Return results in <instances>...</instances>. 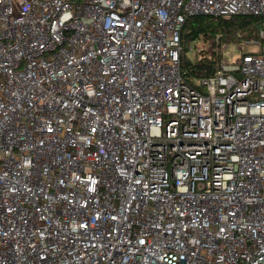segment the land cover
<instances>
[{
    "label": "built area",
    "instance_id": "1",
    "mask_svg": "<svg viewBox=\"0 0 264 264\" xmlns=\"http://www.w3.org/2000/svg\"><path fill=\"white\" fill-rule=\"evenodd\" d=\"M0 264H264V0H0Z\"/></svg>",
    "mask_w": 264,
    "mask_h": 264
},
{
    "label": "trees",
    "instance_id": "2",
    "mask_svg": "<svg viewBox=\"0 0 264 264\" xmlns=\"http://www.w3.org/2000/svg\"><path fill=\"white\" fill-rule=\"evenodd\" d=\"M261 18L255 16L211 17L195 15L186 18L181 31V51L179 69L183 79L192 84L194 78L200 74L210 75L216 67L215 55L211 51L215 46V37L223 42L234 36V42L243 35L255 37ZM202 38L208 45L207 51H195L190 56V45ZM206 55V56H205ZM209 56V58H208Z\"/></svg>",
    "mask_w": 264,
    "mask_h": 264
},
{
    "label": "rangeland",
    "instance_id": "3",
    "mask_svg": "<svg viewBox=\"0 0 264 264\" xmlns=\"http://www.w3.org/2000/svg\"><path fill=\"white\" fill-rule=\"evenodd\" d=\"M223 42L226 43L227 45H226V49L222 51V57L227 59L229 62L235 61L240 55V50L237 48L236 44L231 43V42H234V36L229 38L227 41L224 40ZM195 44H197L196 46H199V48H200L201 42L193 41L191 43L192 46ZM205 45L207 46L206 41H205ZM244 50H246L248 52H257L258 51V49L254 46H246V47H244ZM190 56H192L191 53H190Z\"/></svg>",
    "mask_w": 264,
    "mask_h": 264
}]
</instances>
